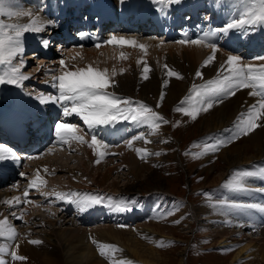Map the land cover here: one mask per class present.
<instances>
[{"label":"rangeland","instance_id":"374dc122","mask_svg":"<svg viewBox=\"0 0 264 264\" xmlns=\"http://www.w3.org/2000/svg\"><path fill=\"white\" fill-rule=\"evenodd\" d=\"M24 1L26 2L27 0ZM189 1H191V3ZM192 1L197 2L194 0H182V3L180 4L194 5ZM200 1H202L200 4L204 6L205 3L203 0ZM35 2L37 1H34V3ZM226 2L227 1H225L223 5L228 6L231 4L230 6L233 8L235 7L234 5L237 6V3H231L232 0H229L230 3ZM21 3L23 4V1L19 2L20 5ZM35 4L39 5L38 2ZM180 4H176V7ZM26 5L31 7L27 2ZM16 7L22 8V6L19 5ZM172 7H175V5H172L171 8ZM224 9L227 10V7ZM138 10L139 9H136V11ZM210 11H212V9ZM57 13L58 10L56 14ZM34 16H37V13H35ZM5 17L6 19H9L4 20L6 23H14V16L13 18L8 16ZM79 17V15L76 16V18ZM211 17H213V15ZM213 19L214 18H212V20ZM43 20L45 19L43 18ZM74 23L76 24L77 22L74 21ZM140 26L141 25L137 27ZM130 31L134 33L136 30ZM33 34L36 36V33ZM141 37L143 39L144 36L141 35ZM25 44L34 45L29 39L25 40ZM137 44L148 46L147 56L142 55L143 51H140L141 48L130 46L134 51H130L131 53H125V57L121 58V53L118 51L117 45H115L109 46L112 50L111 54L106 53L103 48H101L100 53L93 49L85 50L83 51L85 56H77L67 65L71 66V68L73 67V70H75L82 66H94L98 63L100 65H105L108 68L109 74L115 70V83L111 85V88L116 92L120 90L123 94L126 93L128 98H131L132 100L138 98L139 101L150 104L156 109V112L168 121V123H160V130L156 134H154L155 131H153L148 125L132 124L130 126H120L118 128L119 135L130 140L132 136L139 135L143 132L145 139L135 140L133 142L138 145L144 140L142 145L147 149H149L151 142H154V146L160 149L161 152L155 149V152L151 154L154 158L147 163L135 159V153L129 151L119 157V161L117 160L118 156H115L114 162L112 163L107 161L105 163L100 162L93 164L91 155L87 153L88 151L83 150L81 147L74 150L79 145L75 144L80 140L73 138L72 140H75V144L68 146L67 150L69 152L66 153L63 151L52 156L53 158H56L55 162H53L51 157L43 161V168L53 173L51 179L54 181V184H64V187L67 186L68 183L67 175H69L71 172L70 170H72L71 174L75 177V181L76 179H80L91 187L97 186V188L112 191V182L117 181L118 187H116L117 184H115L114 189H119L120 192L138 194L140 192L164 193V191H169L175 196V199L183 202L181 206H175L172 213L161 217H158V213H155V215L140 216V219L136 220L129 229H115L114 226L111 227L110 225H103L96 229V234L98 237L104 238V243L121 244L117 246V248L121 247L118 248L120 251H115L112 254L114 259L116 257L124 260L126 261V264H142L141 261L137 260L139 257H142L143 260L148 259L157 262V264H182L181 259L184 249L190 244V249L187 255V264H264L262 259L264 256V250L262 252V249H264V240L262 239L264 238H256L258 236L264 237V234H262V232L258 235L249 234L248 229L243 224H222L219 221V219L222 218L221 215L208 205L204 193L206 190L219 185L236 167L247 164V162H243L236 165H229L225 162V158H231L233 156L232 150L234 148H238L239 151L246 149L245 152L248 150V154L246 153L245 155H248L251 158L254 157L256 147H253L251 138V134L254 133V131L230 144L217 154L191 156L185 153V149L189 143L205 136L208 132L212 131V128L216 125L221 126L226 122L229 123L231 121L230 119L234 118L237 110L240 109L242 102L245 101L241 100L238 93H250V90L244 89L245 91H239L232 98L214 105L208 111L199 113L197 117L193 119L184 112L176 111L175 109L181 104V101L188 96L193 84L199 85L208 78V74L212 71V66L211 69L205 68L204 61L210 55L203 58V55L205 54V51L203 50L202 54H200L201 59L199 60L190 50H186L185 52H183L182 48L171 50L166 44H162L163 46L158 47L157 45L159 44L145 40ZM113 47L114 49H112ZM190 56H195L196 60L190 58L187 60L186 57ZM134 57L138 59L135 61L136 63L131 60ZM28 59L30 58L28 57ZM138 61H143L144 63H138ZM214 61L215 60L212 62ZM33 63L35 62L29 60L28 65H32ZM129 63L130 65H128ZM145 63L151 67L148 72V79H144L142 76ZM165 64H167L173 71L178 72L183 78L175 79L174 76L169 75L164 67ZM36 68L37 66L33 65L30 71L32 72L33 70H36ZM40 69L44 70L43 66ZM121 69H124V71L121 72ZM195 70L196 72L197 70L201 71L203 73L202 77H197ZM181 83H183V86H181ZM179 86L182 90L179 92L178 100H174L171 98V88H177ZM147 88H153V90H149L150 92H148ZM163 90H165V92L163 93V98H161V91ZM247 93L246 96L249 97L247 100H251V97ZM118 94L122 95V93ZM13 100L14 98L12 96L6 98L0 95V107L7 105ZM158 102L161 104L157 105L156 103ZM245 105L247 104H244L243 107H245ZM183 106L187 107L188 105L185 104ZM1 116L2 114L0 113V121L3 119ZM11 124H7V126L10 127ZM261 124L262 126L256 129V133L258 134V137L263 139L264 119H262ZM122 139L118 143V147L121 148L124 146L121 142ZM146 140L150 142H145ZM155 153L161 154L155 155ZM57 159L58 162H56ZM108 159H110V157ZM60 160L63 163L60 162ZM253 161L257 162L254 159ZM109 170H111L110 173ZM71 174L69 176L70 181H72ZM102 177L108 179L105 184L100 183ZM121 188L123 190H121ZM258 188L264 189V185L258 186ZM133 189L135 190L132 191ZM7 193V191L0 190V195L5 196ZM259 193L262 192L259 191ZM183 197L184 199L186 198L187 201L183 200ZM33 200L38 201V199ZM9 212L13 213V211H11V206L0 203V220H3L5 217L9 220L12 216L8 215ZM37 217L40 219V224L36 222L38 221V219H35ZM31 219L33 222L30 221L28 232L31 234L42 233L44 242L48 245H50L51 242L48 240L47 235H55L62 230L65 232V235L68 236V234H70L69 236H71V239L76 242L78 248L82 247L84 243L89 251L92 250L98 255L96 248L87 242L84 231L81 232L78 228L67 225L64 221L60 222V218L55 220L54 218L37 211L31 215ZM33 226H35V228H33ZM15 227L19 228V222L15 223ZM112 230L113 233H111ZM17 233L19 238L16 237L15 240H9L14 245L19 244V242L22 241L21 232L18 231ZM81 238L84 239L81 240ZM0 240L5 241L3 238H0ZM250 241H256L255 243L258 246V251L259 247L261 248L259 254H254L247 258L238 259L236 262H232L235 252L239 247ZM128 247H131L139 253L131 252ZM14 249L18 251V254L20 253L18 250L19 248L16 249L14 247ZM150 249L156 253H152ZM136 255H139V257L137 258ZM3 258L6 260L8 258L9 264H14L16 261H13L7 253L4 254ZM101 259L107 263L106 259Z\"/></svg>","mask_w":264,"mask_h":264},{"label":"snow or ice","instance_id":"6c2138e0","mask_svg":"<svg viewBox=\"0 0 264 264\" xmlns=\"http://www.w3.org/2000/svg\"><path fill=\"white\" fill-rule=\"evenodd\" d=\"M152 3L158 6L159 11L166 12L172 5L182 3V0H152ZM236 3L239 7L229 15L222 27L213 28L195 39L178 41L181 44H204L207 42V46L213 49V54L204 61V66L209 65L215 59V53L218 50L216 40L225 38L233 31L241 33L242 36H248L257 31L258 28L264 27V0H236ZM222 7H226V5H222ZM0 16L32 17L28 23L24 24L6 23L3 19H0V85L23 87V82L32 78L22 71L26 65L24 59L25 33H43L47 27H55L56 21H44L41 17L34 16L31 10L24 11L16 7L13 0H0ZM78 35L83 38L87 34L80 32ZM39 42L44 49L50 46L49 39L40 38ZM103 43L136 46L142 50H146L148 47L144 44H137L134 39L115 35H112ZM95 46L100 47L101 43H97ZM77 55L79 54L77 53ZM120 56L124 58L125 54L121 52ZM72 58L75 59V57ZM256 59L264 61V56H258ZM138 63L144 62L138 61ZM164 67L169 75L183 78L178 72L170 69L167 64ZM224 67L227 68L226 75L218 74L216 79L208 80L204 84H193L189 95L181 101V104L175 110L184 112L195 119L199 112L208 111L215 103L222 102L224 96L235 95L236 90L241 88L251 89L249 94L260 99L256 104L251 105L245 114H242V117L238 119L230 130V135L221 137L215 140L214 143L205 141L204 151L196 155L216 152L233 140L239 139L241 136L247 135L262 126L258 121L264 119V63L245 64L242 63V57L228 55L225 64L222 65V68ZM149 70L145 63L142 74L144 79H148ZM49 71L59 72V75H53L50 81H45V83H50L51 87L55 89V94H40L36 98L42 104L59 106L60 117L54 124V133L58 143L62 145L69 144V141L73 138L85 142L84 137L78 135L75 131L79 125L66 122L67 118L73 115L79 117L91 132L89 146L96 150V155L99 158L107 155L105 149L108 148V145L102 139H98L97 129L111 127L121 121H130L136 125H148L153 131H156L159 129L160 123H168L163 116L154 111L148 104L142 101H133L131 98L119 96L114 92L108 91V88L114 83L112 75H115V70L109 74L107 69L100 70L92 67V65H88L86 68L70 70L66 66L65 58H62L59 60V68L49 69ZM120 71L123 72L124 69ZM202 75L201 71L196 72L197 77H202ZM161 98H163V93ZM193 100H195L194 103H189ZM185 104L188 106L184 107L183 105ZM142 139H145L143 132L132 136L126 143L131 147L133 141ZM145 142L150 141L146 140ZM137 152L142 159L147 155L153 154L146 149H137ZM160 154L155 153V155ZM34 158L36 157H27L29 160ZM99 158L96 163H100ZM5 161L19 162L20 157L11 148L0 144V162ZM19 175L22 177L27 176L24 172H20ZM253 176L264 178V168H257L255 171L237 170L233 173V178L225 182L224 187L232 191H248L247 178ZM40 183H46V181L39 176V170H37V177L30 181L28 188L23 193V197H14L11 200H5L4 203L12 207H22L25 203H30L31 201L28 200V189H36ZM13 186L16 187L18 185ZM54 196L57 199H69L70 202L77 204L81 211H86L89 207L105 202L104 198L100 196L81 198L79 193L72 192L55 193ZM73 197L75 198L73 199ZM134 203L131 200H120L110 203L109 207L117 211H131ZM218 206L227 209L252 208L264 212V205L260 204H239L234 201H220ZM23 216L24 212L21 211L18 219L23 220ZM120 227H126V225H120ZM17 235L16 229L9 224L7 217L0 220V238L5 241L15 240ZM92 242L97 245L100 255L107 257L111 264H126L124 260L114 259L112 254L115 251H120L116 245L99 242L95 239ZM30 243L39 244L41 241L31 240ZM15 248L18 249L19 244H16ZM6 253L11 256L12 260L27 259V257L19 255L18 251L13 250L11 245L5 243L0 244V264H9V261L3 258Z\"/></svg>","mask_w":264,"mask_h":264},{"label":"bare ground","instance_id":"6f19581e","mask_svg":"<svg viewBox=\"0 0 264 264\" xmlns=\"http://www.w3.org/2000/svg\"><path fill=\"white\" fill-rule=\"evenodd\" d=\"M20 1H23V4L21 3V6L22 8L20 9H23L24 11H28V10H31L32 8L29 7L28 5H26V2L27 4H29V0H27L26 2L24 0H20ZM34 1H37L39 4H40V8H41V12H45L46 15H48V13H52V14H55L58 10V13L57 15H63L66 16V13H65V8L67 7L68 4H70V2L72 0H63L61 2L64 3V6L63 8L61 9H58L56 6L57 4V0H52L53 3H52V6H48V1L47 0H34ZM77 2V5H76V8H79L82 6V3L86 2V5L89 6L90 8V13L89 15L93 14L94 13V10H97L98 12H100L101 15H106L105 16V20L110 24V25H114L115 26V23L118 22L119 23V20L121 22H123L124 24V28L127 29V31H130V30H140V31H144V30H151V27L153 24H150V21H149V18L148 16H143V21L141 26L140 27H137L139 25H136V17L135 15H129L126 11L123 12V14H119V16L117 17V19L114 18L113 15H111L110 13H107L108 12V9L105 8L103 6V3L102 1L103 0H75ZM35 2V3H37ZM124 2L125 0H107V3L110 5V6H116V9L118 10L119 9V6H123L124 5ZM191 3V1H189ZM202 1L200 0H197V2H193L194 5L192 4H188V5H183V4H180L178 7H172L174 8V11H175V15L172 16V13H171V18H173V20L176 22V23H179L180 19L183 17V14L184 12H193V15L191 16L192 18L193 17H201V15L198 13L200 10H202L203 8H205V5L202 6L200 3ZM229 0H227L226 3H228ZM230 3V2H229ZM231 5V4H230ZM230 5L226 6L227 7V10H225L228 14H231L232 12L236 11L237 10V7H239V5L237 4L234 5L235 7H231ZM218 6V4H216V7ZM145 6L143 5H140L136 2H132L130 4L127 5V9L129 11H132V12H135L136 9H143ZM39 8V9H40ZM225 8V7H223ZM87 12V10L85 11ZM65 13V14H64ZM213 17H211L212 15ZM211 14L210 16H207L209 18H206L204 17V21L206 24H208V29L211 30L213 28H216V21H217V18H218V13H215L214 11V7H212V11H211ZM34 15V14H33ZM37 15H39L37 13ZM132 16V17H130ZM152 16V15H151ZM13 18V17H12ZM90 16L87 18L89 19ZM212 18H214L212 20ZM32 19V17H29V16H14V23H20V24H24V23H28L30 20ZM45 21V20H44ZM147 23H146V22ZM172 21L171 20H167L166 21V24L167 25H171ZM155 25L158 27V29H160L159 27H163L162 26V22L160 20H156L155 21ZM76 26V24H75ZM65 25H61L57 30H53L52 34L53 35H59L60 31L65 29ZM36 35H39V33ZM194 35H195V31H192V34H189V33H186V34H181V37L182 39L181 40H188L190 37H193L194 38ZM203 33L201 34H198L197 37H200L202 36ZM180 41V40H179ZM109 46H115V45H112V44H108L106 45L105 47H103V49L106 51V53L108 54H111L112 53V50L110 49L111 47ZM166 46L168 48H170L171 50L175 49V48H182L183 49V52H185L186 50H190L191 52H193V55H196L198 57V59L200 60L201 59V56L200 54H202L203 52V45L202 44H191V43H185V44H181V43H176V45H172L171 43H168L166 44ZM97 48V47H96ZM166 48V47H165ZM114 49V47L112 48ZM169 49V50H170ZM103 50V51H104ZM85 51V50H84ZM50 52V51H49ZM89 52V51H88ZM91 53H93L92 51H90ZM173 52V51H172ZM171 52V53H172ZM92 55V54H91ZM162 55V54H161ZM212 55V54H211ZM90 56V55H89ZM94 56V55H93ZM118 56V55H117ZM116 57V56H115ZM120 57V56H118ZM117 57V59H118ZM109 58V57H108ZM111 58V57H110ZM187 60L192 59V60H196V57L195 56H190V57H186ZM28 59V58H27ZM115 59V58H114ZM120 59V58H119ZM127 59V58H125ZM53 61H55V59H52ZM133 62L137 61L138 59L136 57L132 58L131 59ZM215 61L210 63L208 66H206L205 68H210L211 69V66H212V71L208 74V75H211L213 74V72L215 71L216 69V62H218L220 60V57L218 55L215 54ZM125 61V60H124ZM127 61V60H126ZM136 63V62H135ZM134 64V63H133ZM130 65V63L128 64ZM136 65V64H135ZM148 66V64H147ZM56 65L55 63L53 65L50 66V69H55ZM135 67V66H134ZM149 67V66H148ZM44 68V67H43ZM149 69H151V67H149ZM41 70V71H40ZM39 72H35V70H33L32 72L35 73L36 75L38 74H41L43 72L42 69H40ZM120 81V80H118ZM184 81V80H183ZM182 81V82H183ZM179 82V81H177ZM129 83V82H128ZM175 83V82H174ZM140 84V83H139ZM152 84H153V81H152ZM183 83H181V86ZM143 85V84H142ZM147 87V86H146ZM113 89V88H112ZM148 89V88H147ZM172 89V94H171V98L174 99V100H178V97H179V92L181 89V87H177V88H171ZM185 89V88H184ZM144 90V89H143ZM149 90H153V88H149L148 89V92H150ZM187 90V89H185ZM245 91V90H244ZM118 93H122V91H117ZM159 92V91H157ZM246 93L247 92H242V93H238V95H240L241 97V100H247L249 99L248 96H246ZM252 99V95H250L249 93H247ZM171 100V99H170ZM172 101V100H171ZM236 101V100H235ZM239 110V109H238ZM237 110V111H238ZM2 117V116H1ZM232 120V119H230ZM226 121V120H225ZM12 122H5L3 119L0 121V128L3 129H7V130H11V124ZM230 123V122H229ZM229 123H225L221 126H215L214 128H212V130H215L217 128H220L222 126H226L228 125ZM7 124H11L10 127L7 126ZM136 125V124H135ZM210 128V127H209ZM251 138H252V145L253 147H256V153L254 155V157H250V156H246L245 154L248 152V150L245 152L246 149L242 150V151H239L238 148H234L232 150V153H233V156L231 158H225V162L229 165H236V164H240V163H243V162H254V160H258L260 159L261 157L264 156V138L261 139V137H258V134L256 133V130L254 131V133L251 134ZM162 140V139H161ZM231 150V149H230ZM228 150V151H230ZM250 150V149H249ZM231 153V152H230ZM248 154V153H247ZM53 162H55V159L56 158H53ZM224 158V157H223ZM256 158V159H255ZM125 159V158H123ZM63 160V159H62ZM52 162V163H53ZM58 162V159L57 161ZM60 162H62L60 160ZM133 162V161H132ZM131 162V163H132ZM63 163V162H62ZM60 164V163H59ZM136 165V164H135ZM139 165V164H137ZM58 166V165H57ZM61 167V166H60ZM228 167V166H227ZM63 168V167H62ZM231 169V168H230ZM63 170V169H61ZM66 171V170H65ZM72 172V170H70ZM69 172V171H68ZM70 172V174H71ZM111 172V170H109V173ZM69 174V175H70ZM108 174V173H107ZM71 178H74L73 177V174H71ZM72 180V179H71ZM108 179L106 177H102L101 179V184H105L106 181ZM75 182V181H74ZM116 185V187H118V182L117 181H113L112 182V185H111V189L112 191H115V192H120L119 189H114V186ZM261 185H264V183H260L258 184V186H261ZM110 186V185H109ZM106 190V189H105ZM121 190H123L121 188ZM125 190V189H124ZM135 189H133L132 191H134ZM111 191V190H109ZM4 199L5 200H9V197L8 195L6 194V196L4 195H0V201H3L4 202ZM2 202V203H3ZM55 220H58V219H55ZM54 220V221H55ZM62 222V221H60ZM48 223V222H47ZM58 223V222H57ZM56 223V224H57ZM108 226V225H107ZM66 227V226H65ZM99 228V227H98ZM77 231V230H76ZM80 231V230H79ZM98 231V230H97ZM154 231V230H153ZM18 232V231H17ZM67 232V231H66ZM108 232V231H107ZM49 233V232H48ZM50 233H51V230H50ZM58 234H55V235H47V238L48 240L51 242L50 245H48L47 243H44L43 245H40V246H33V245H24V246H20L19 247V255H22V256H25L27 257V259L25 260H16L14 262V264H107L106 262L102 261V257L98 256L95 252H93L92 250H88V247L83 243V246L78 248L77 247V244L74 240L71 239V236H69L70 234L65 235V232H63L62 230L57 232ZM102 233V232H101ZM106 233V232H105ZM111 233H113V230L111 231ZM262 234H264V229L262 230ZM73 235V233H72ZM85 235V234H84ZM250 237V236H248ZM252 237V235H251ZM17 238H19V236L17 235ZM73 238V237H72ZM253 238V237H252ZM258 239H261V238H264V237H256ZM21 239V238H20ZM84 239V238H81V240ZM264 240V239H262ZM20 241V240H19ZM79 241V240H78ZM116 242V241H114ZM119 242V241H118ZM122 242V241H121ZM256 241H253V242H249V243H244L242 244L239 249L235 252V255L232 259V262H236V260L238 259H243V258H247L251 255H257L259 254V251L261 250V248L259 247V251H258V246L256 245L255 243ZM113 243V242H112ZM120 243H118L119 245ZM117 245V244H116ZM117 245V246H118ZM121 245V244H120ZM128 246V245H127ZM130 246V245H129ZM132 246V245H131ZM135 246V245H134ZM119 248V247H118ZM129 250L131 252H137L135 251L134 249H132L131 247H128ZM128 250V251H129ZM264 249H262V252H263ZM150 251L152 253H156L155 251L151 250ZM258 251V252H257ZM254 252V253H253ZM139 252H137L138 254ZM151 253V254H152ZM264 253V252H263ZM131 254V253H129ZM150 254V253H149ZM135 256V255H134ZM133 256V257H134ZM137 258L139 257V255H136ZM150 256V255H149ZM115 259H118L115 257ZM263 261H264V256L262 257ZM118 260H121V259H118ZM137 260L141 261L142 264H157V262H153L151 260H148V259H145L143 260L142 257L138 258ZM182 262L185 263V257H184V254L182 256ZM7 261H8V258H7ZM14 261V260H13ZM181 262V263H182ZM136 264V263H135ZM139 264V263H138Z\"/></svg>","mask_w":264,"mask_h":264}]
</instances>
